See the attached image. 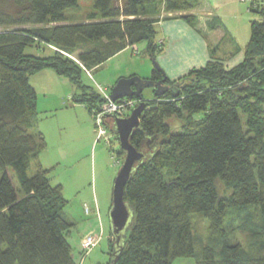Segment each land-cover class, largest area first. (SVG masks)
<instances>
[{
  "label": "trees",
  "instance_id": "obj_1",
  "mask_svg": "<svg viewBox=\"0 0 264 264\" xmlns=\"http://www.w3.org/2000/svg\"><path fill=\"white\" fill-rule=\"evenodd\" d=\"M200 1L94 0L85 20L69 23L67 11L79 0H0V264H79L69 241L74 224L65 212L64 187L51 183V170L39 158L46 140L36 128L38 94L31 76L50 68L78 84L80 102L94 116L104 99L82 84L81 66L97 68L144 41L156 61L164 50L156 28L164 10L183 12L181 18L202 33L204 26L220 27L218 16L202 25L193 13ZM249 9L259 18L251 21L243 62L229 68L209 47L204 68L174 81L166 77L170 88L147 102L131 142L144 149L153 138L157 148L126 185L135 218L116 264H173L179 258L264 264V0H253ZM29 45L52 53L26 54ZM151 79L163 80V72L155 67ZM199 113L195 125L177 131L186 114ZM107 119L112 128L113 119ZM113 134L111 152L119 142ZM118 156L123 160L121 148ZM250 206L259 208L261 220L250 223L256 224L250 251L241 243L219 249L196 239L191 215L202 214L213 232L222 233L230 209ZM112 254L113 241L108 264Z\"/></svg>",
  "mask_w": 264,
  "mask_h": 264
},
{
  "label": "rangeland",
  "instance_id": "obj_2",
  "mask_svg": "<svg viewBox=\"0 0 264 264\" xmlns=\"http://www.w3.org/2000/svg\"><path fill=\"white\" fill-rule=\"evenodd\" d=\"M252 1L238 3L226 0L217 6L219 29L216 28L214 34H211L206 26L202 28L203 33H207L209 37L182 19L183 12L165 11L162 8L166 15L162 14L161 17L164 18L157 19L164 22L162 25L158 23L156 28L159 31L157 41L162 44L164 50L157 54L156 61L149 51L148 43L144 41L119 52L97 68L88 69L89 71L78 62L82 68V84L92 87L90 89L94 91H99L97 85H103L110 90L123 77L136 75L151 79L157 64L165 71L168 79L174 81L191 71L204 68L211 60L209 47L212 48L214 57L222 59L227 67L238 66L244 61L245 49L251 39V21L259 18L249 9ZM93 9L94 0H79L77 7L67 11V22H81ZM162 38L167 39L166 43L160 40ZM223 38L224 42L218 44ZM215 41L218 43L213 44ZM25 52L30 55H49L52 50L43 45H29ZM71 58L77 60L76 54ZM59 77L61 78L52 82L46 90L38 87L37 91L36 128L46 140V147L40 151L39 158L43 167L51 170V183L62 184L64 187V196L69 202L65 212L74 224L69 241L73 246L76 262L108 264L112 249L110 210L114 182L121 167L115 164L118 150L121 148L120 143L115 141L112 144L114 152H111L105 139L98 140L95 117L86 105L80 102L81 88L70 79ZM154 96L153 88L143 91L144 100L148 103ZM202 117V113L193 116L186 114L182 123H176L175 128L182 132L186 128H179L181 125L193 126ZM243 118L246 123V117ZM106 122L110 124V120L107 119ZM144 149L147 150V147ZM35 171L36 166L32 164L29 173L34 174ZM86 205L91 208L90 213H87ZM191 220L195 237L201 245L210 243L220 246V249L226 242L241 243L246 251L251 250L250 244L255 234L256 224L250 223L259 222L261 225L257 206L230 209L224 224L226 232L222 233L213 232L211 222L202 214L191 215ZM90 232L100 234L101 238L87 254L81 246V241ZM255 248L258 253L262 250L260 245ZM173 264L197 262L193 258H179Z\"/></svg>",
  "mask_w": 264,
  "mask_h": 264
},
{
  "label": "water",
  "instance_id": "obj_3",
  "mask_svg": "<svg viewBox=\"0 0 264 264\" xmlns=\"http://www.w3.org/2000/svg\"><path fill=\"white\" fill-rule=\"evenodd\" d=\"M156 67L163 72V80L143 79L136 75L123 77L111 89L113 101L124 97H137L140 100L139 105L132 110L130 115H107V118L113 119V127H110L109 130L117 135L121 150L124 152L123 161L114 182L113 201L110 210L112 234L110 239L113 241L112 264H116L118 261L135 218L134 208L125 200L126 185L137 168L144 161L153 158L157 148V142L153 138H148L147 150L139 149L131 142L134 133L141 130V116L147 106L143 91L146 88H153L154 94L160 95L170 88L168 85H164L167 77L165 71L159 64Z\"/></svg>",
  "mask_w": 264,
  "mask_h": 264
},
{
  "label": "built area",
  "instance_id": "obj_4",
  "mask_svg": "<svg viewBox=\"0 0 264 264\" xmlns=\"http://www.w3.org/2000/svg\"><path fill=\"white\" fill-rule=\"evenodd\" d=\"M97 89L99 90L104 101L102 102L100 108L96 111L94 115L96 120V132L98 134V140L105 139L106 142L111 145L112 139L114 138V134L109 130V127L107 126V115H130L132 110L139 105L140 101L137 97H124L113 101L111 99V91L109 89H107L103 85H97ZM122 161L123 160L118 156V159L115 161V164L121 166ZM86 211L87 213H90L92 211L88 205H86ZM100 238V234L90 232L82 238L81 246L88 254L99 243Z\"/></svg>",
  "mask_w": 264,
  "mask_h": 264
},
{
  "label": "crops",
  "instance_id": "obj_5",
  "mask_svg": "<svg viewBox=\"0 0 264 264\" xmlns=\"http://www.w3.org/2000/svg\"><path fill=\"white\" fill-rule=\"evenodd\" d=\"M228 1L231 2V0H228ZM233 1L238 2V3H242L243 1H252V0H233ZM224 2H226V0H201L200 5L195 10H193V13H195L199 16L200 22H202V25H204V23L207 20L211 19L212 17L218 16L217 9H219V8H216V7L222 5V3H224ZM163 15H166V13H163ZM163 22L164 21L160 20L158 23H160L162 25ZM216 30L217 29L210 31L208 29L207 31L210 32L211 34H214V31H216ZM204 35L207 36V33H205ZM207 37H209V36H207ZM160 40H164V43H166V41H167L166 38H162ZM217 43H218V41H215L213 44H217ZM231 46H234V45L231 44ZM59 76L60 75H58L52 69H44V70H41V71L35 73L34 75H32L31 76V82L37 91H39L38 87H41L44 91L48 87L51 86L52 82L59 80V78H61ZM95 191L96 190H94V192ZM110 241H111V239H110Z\"/></svg>",
  "mask_w": 264,
  "mask_h": 264
},
{
  "label": "flooded vegetation",
  "instance_id": "obj_6",
  "mask_svg": "<svg viewBox=\"0 0 264 264\" xmlns=\"http://www.w3.org/2000/svg\"><path fill=\"white\" fill-rule=\"evenodd\" d=\"M164 85H167V83H166V82H164Z\"/></svg>",
  "mask_w": 264,
  "mask_h": 264
}]
</instances>
